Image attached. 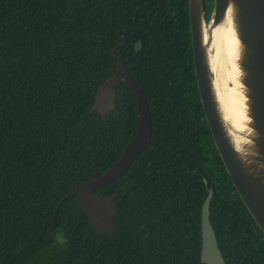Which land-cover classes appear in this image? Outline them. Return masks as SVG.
<instances>
[{"label":"trees","instance_id":"1","mask_svg":"<svg viewBox=\"0 0 264 264\" xmlns=\"http://www.w3.org/2000/svg\"><path fill=\"white\" fill-rule=\"evenodd\" d=\"M203 1L207 15L212 0ZM112 51L146 96L151 130L125 172L95 190L115 195L107 234L90 225L77 195L61 201L109 169L135 133V96L124 83L112 111L92 108L115 71ZM208 189L225 263L264 264V235L204 118L187 0H0V264H203Z\"/></svg>","mask_w":264,"mask_h":264},{"label":"water","instance_id":"2","mask_svg":"<svg viewBox=\"0 0 264 264\" xmlns=\"http://www.w3.org/2000/svg\"><path fill=\"white\" fill-rule=\"evenodd\" d=\"M193 71L199 100L215 149L250 217L264 235V0H212L206 15L203 0H187ZM230 28L234 39L232 63L241 100L242 125L238 127L225 115L219 93L226 95L233 87L231 66L225 53L219 65L211 66L214 54L212 31ZM125 37L115 47L123 46ZM136 41L134 51L140 49ZM114 73L100 83L92 108L105 116L115 106V89L122 82L135 96L137 120L135 133L121 150L117 160L104 173L73 188L61 203L77 195L81 211L90 225L102 233H111L117 213L115 195L100 196L95 189L122 175L150 139L151 119L141 86L125 67L120 54ZM205 182V179H203ZM212 190L208 189L200 211V261L226 264L209 220Z\"/></svg>","mask_w":264,"mask_h":264},{"label":"bare ground","instance_id":"3","mask_svg":"<svg viewBox=\"0 0 264 264\" xmlns=\"http://www.w3.org/2000/svg\"><path fill=\"white\" fill-rule=\"evenodd\" d=\"M212 36L214 54L211 56V66L214 69V67L219 65L220 61L218 60V57L220 54L225 53L231 66L230 78L233 81V87L228 90L225 96L219 93V100L225 111L226 117L230 119L232 123L240 127L242 125L243 114L241 109V100L236 89L235 68L231 60L234 39L230 28L227 27H218L213 29Z\"/></svg>","mask_w":264,"mask_h":264},{"label":"flooded vegetation","instance_id":"4","mask_svg":"<svg viewBox=\"0 0 264 264\" xmlns=\"http://www.w3.org/2000/svg\"><path fill=\"white\" fill-rule=\"evenodd\" d=\"M134 47V46H133ZM140 48H141V46H140ZM114 109V108H113ZM112 111V110H111ZM143 151V150H142ZM137 156V155H136ZM133 162V161H132ZM204 181V180H203ZM96 190V189H95ZM96 193V192H95ZM97 194V193H96ZM116 215V214H115ZM114 215V216H115ZM114 218V217H113ZM114 222V221H113ZM114 229V228H113ZM112 233V232H111ZM107 234H110V233H107ZM200 255V254H199ZM200 257V256H199ZM202 263V262H201ZM204 264V263H203Z\"/></svg>","mask_w":264,"mask_h":264}]
</instances>
